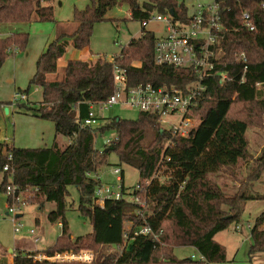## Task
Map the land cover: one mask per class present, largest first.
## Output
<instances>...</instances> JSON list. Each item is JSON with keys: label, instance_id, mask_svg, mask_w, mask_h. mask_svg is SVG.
Listing matches in <instances>:
<instances>
[{"label": "trees", "instance_id": "obj_1", "mask_svg": "<svg viewBox=\"0 0 264 264\" xmlns=\"http://www.w3.org/2000/svg\"><path fill=\"white\" fill-rule=\"evenodd\" d=\"M53 0H0V24L28 23L35 15L39 22L53 21ZM83 10H74L75 27L71 33L59 32L35 62L28 87L40 90L36 106L17 104L27 114L51 122L54 135L50 146L15 148L0 144V191L8 183L27 192L25 205L42 207L52 203L49 223L60 224L61 233L45 249L55 253L90 250L93 264H219L225 261L224 248L214 236L231 224L240 225L243 205L264 200V192L248 188L264 173V140L241 177L240 167L250 160L248 130H258L264 137L261 115L264 110V11L259 0H222L219 15L222 25L218 48L221 53L215 71L227 73L228 81L204 79L190 111L196 128L187 138L171 137L161 131L157 116L138 113L135 119L99 118L97 127L83 125L89 108L106 101L113 92L112 63L104 59L68 60L59 81H47L68 47L75 51L87 48L94 23L107 20L106 14L125 5L129 19L141 23L153 15H168L172 21L188 23V10L179 0H88ZM247 12L254 25L252 31L239 24ZM141 25V35L123 46L113 63L124 69L128 84H151L155 87L185 90L194 83L189 71L157 65L153 60L154 32ZM27 33L0 37V67L9 54L23 51ZM246 56V71L234 56ZM243 74L242 81L241 76ZM259 83L260 87H256ZM25 90L22 94H28ZM10 103H0V110ZM113 132L114 139L104 150L94 148L95 139ZM5 148V150H4ZM11 160H6V154ZM114 154L119 167L136 170L140 189L127 192L121 173L120 200L94 203L95 190L101 185L98 172ZM7 165L8 170L2 168ZM238 169V170H237ZM219 180L221 182H219ZM236 182V186L232 185ZM230 185V186H229ZM78 193L77 211L91 226L85 236L69 239L64 211L67 188ZM145 202V217L133 215L132 199ZM264 213L249 229L250 255L264 252ZM125 223L132 229L147 226L152 236L131 237L120 250ZM245 228V226H244ZM242 229V227H241ZM240 229V231H242ZM235 230V228H234ZM236 232H240L235 230ZM191 248L196 256L178 259L176 249ZM107 250H111L107 253ZM29 255H34L30 253ZM14 264H78L33 262L21 252Z\"/></svg>", "mask_w": 264, "mask_h": 264}, {"label": "rangeland", "instance_id": "obj_2", "mask_svg": "<svg viewBox=\"0 0 264 264\" xmlns=\"http://www.w3.org/2000/svg\"><path fill=\"white\" fill-rule=\"evenodd\" d=\"M179 1H183L188 13L191 12V5L196 2L195 0ZM199 1L203 2L205 0ZM88 4V0H53L51 4L53 8L52 22H39L36 20L35 15H32L33 21L28 23L0 24V37L16 32L28 34L26 48L23 51L9 54L0 67V103H10L6 106L7 114L4 110H0V144H13L12 146L15 148H42L46 145L50 146L52 141L49 140L54 129L53 124L42 120L45 125H49V129L46 126H44L45 128L38 127L35 121H41V119L27 114L24 109L18 107L17 104H26L33 107L40 101V90L38 88L30 87L27 89L28 82L34 74L35 62L42 54L45 46L53 41L59 32H68L70 28L72 29L75 25L72 19L74 10H83ZM106 19L107 20L94 23L88 45L90 54H87V56H79V59L88 61L90 59V61L93 62L97 59L110 61L119 54L120 49L127 45L130 40H136L141 35L140 23L129 19L127 8L123 4L108 11ZM145 29L154 32L156 36H159L161 31L160 25L155 23L147 24ZM76 53L78 52L68 47L61 61L63 62L66 57L76 56ZM63 70L64 67L58 65L56 72L47 75L46 80L50 82L61 80L63 77ZM26 89L28 90L27 101H13L16 94L22 93ZM137 114V111L130 110L123 105H114L107 110L98 111V116L101 119L116 117L132 120L135 119ZM195 122H197L196 118ZM163 127L165 130L168 129L166 125ZM246 137L251 158L246 164L237 167L240 169L242 173L241 177L243 178L246 174L244 168L251 164V160L257 155L259 146L262 145L264 140L263 134L255 129L248 130L246 132ZM113 138V132H106L104 135L98 136L97 139H95L94 148L99 151L104 150L105 145L113 140ZM107 161L108 164L103 166L98 172L101 184L114 187L117 182L116 176L112 171L119 169L123 172V187L127 192H131L138 182L136 170L125 166L119 167L117 165V158L114 154H109ZM219 182L221 181L219 180ZM232 185L236 186L237 184L235 182ZM248 189L252 193L264 192V173L259 180L254 182ZM67 192L64 218L67 223L69 235H71L72 238L85 236L91 232V226L77 211V190L70 186L67 188ZM26 197H29L28 193H26ZM52 209H54L52 203H45L39 210L37 205L27 204L21 206L18 214L20 215L19 221L24 225V229L15 236L12 233L8 218L5 219L7 225L0 220L2 221L0 222V246L4 250H6L7 247L13 250V244L17 242V240L18 242H29L31 238L28 234L29 230H33L35 236L38 237L39 241L35 244L38 248H47L51 246L61 233V227L57 223L51 224L46 220L48 212ZM262 213H264V200L247 201L243 205L240 216L239 224L242 225V231L236 232L234 230L235 225L231 224L226 230L214 236L215 242L220 244L225 250V261L219 264H264V252L254 255L248 253L250 245L249 230L244 228L247 224L252 227L254 221ZM128 226L129 225L125 223V228ZM106 252L110 253L111 250H107ZM30 253L41 254L43 252H24L25 255H29ZM175 255L178 259H185L191 258L192 256L195 257L196 253L191 248H178L175 250ZM4 262L3 264L8 263L7 257Z\"/></svg>", "mask_w": 264, "mask_h": 264}, {"label": "built area", "instance_id": "obj_3", "mask_svg": "<svg viewBox=\"0 0 264 264\" xmlns=\"http://www.w3.org/2000/svg\"><path fill=\"white\" fill-rule=\"evenodd\" d=\"M196 2L191 5V12L188 15V23H180V21H172L168 15H153L148 21L141 23L146 27L149 23L159 24L161 26L160 35L156 37L153 47V60L157 65L172 66L176 69L189 71L194 76V83L187 86L185 90L167 87H155L151 84H137L131 86L128 84L126 71L112 63V79L113 92L105 102L91 106L87 117L83 120V125L87 127H97L100 124L98 111L107 110L114 105H123L130 110L138 113H148L157 116V123L164 131V125L168 126L165 131L170 132L171 137L187 138L196 128L197 122L195 118L190 116V111L195 104L197 93L203 89L202 83L204 79L209 77L218 78L222 84L228 81L227 73L215 71L218 64V58L221 53L218 48L219 40L222 33L221 19L219 15V3L222 0H210L208 3ZM260 8L264 11V0H259ZM239 24L244 29L252 31L254 25L247 12L241 14ZM235 62L243 65V73L246 71L247 59L243 53L234 56ZM243 74L241 76V81ZM256 87H260L257 83ZM13 101H27L26 94H16ZM14 105V104H13ZM178 119V120H177ZM261 125L264 129V110L261 115ZM114 139V138H113ZM6 144V143H5ZM11 144H6L8 149ZM5 150V148H4ZM6 160H11V155L6 154ZM8 170L5 165L2 171ZM112 173L116 176L117 184L114 187L101 184L94 193V203L99 207H103L105 201L120 200L123 198L121 191V173L119 169H115ZM137 184L133 190H139ZM27 192H22L16 186L8 183L5 185L4 194L6 196V216L10 222L13 235H18L24 229L19 221L20 215L18 211L21 206L25 205ZM29 195V194H28ZM136 205L133 215L138 218L145 217L146 204L139 199L130 200ZM125 228L123 234V242L120 250H122L131 237L136 236H152L156 239L151 229L147 226H141L132 229L131 224ZM242 225H236L235 230L240 231ZM264 228V220L262 223ZM245 229L250 226L245 225ZM32 244L38 243V237L35 236L33 230H29ZM33 262L47 263H78L93 264L95 261L94 253L90 250H81L77 253L62 252L55 253L52 256H46L44 253L26 255ZM193 258V256L191 257Z\"/></svg>", "mask_w": 264, "mask_h": 264}, {"label": "crops", "instance_id": "obj_4", "mask_svg": "<svg viewBox=\"0 0 264 264\" xmlns=\"http://www.w3.org/2000/svg\"><path fill=\"white\" fill-rule=\"evenodd\" d=\"M200 2V1H199ZM204 3H208V2H210V0H205V1H203ZM202 2V3H203ZM190 13V12H189ZM189 13H188V15H189ZM129 15V14H128ZM74 27H75V25L72 27V29L70 28V30L68 31V32H66V33H71L72 31H73V29H74ZM161 27V26H160ZM159 35H160V33H159ZM50 43V42H49ZM48 43V44H49ZM47 44V45H48ZM47 45L45 46V48H44V50H43V52L45 51V49H46V47H47ZM75 51V50H74ZM42 52V53H43ZM75 52H78V53H76V56H69V57H66L65 59H64V61L62 62L61 61V59L58 61V63H57V66L58 65H61V66H63V67H65V65H66V63H67V61L68 60H81V59H79L78 57L79 56H87V54H90V51H89V49H88V47L87 48H85V49H83L82 51H75ZM73 57V58H72ZM89 61H90V59H89ZM61 62H62V64H61ZM91 62H93V61H91ZM4 108H6V106L5 107H2V110H4ZM7 114V113H6ZM99 117V116H98ZM36 122V124H37V126L38 127H40V128H45L44 126H46V127H48V129H49V125H45V123L41 120V121H35ZM46 122V121H45ZM51 126V125H50ZM52 128V127H51ZM54 128V127H53ZM53 135H54V129H53V132H52V135H51V137H50V140L49 141H52V139H53ZM11 145H13V144H11ZM44 147H48V145H46V146H44ZM19 148V147H18ZM21 148H25V147H21ZM27 148V147H26ZM37 148H39V147H37ZM6 196H5V194L3 193V192H1L0 191V220H2L3 221V223H5L6 225H7V222H5V219L7 218V216H6ZM39 209H41L40 207H38V210ZM2 221H0V222H2ZM9 221V220H8ZM10 223V222H9ZM59 226H60V224H58ZM249 225V224H248ZM250 226V225H249ZM1 230V229H0ZM241 232V231H240ZM69 237V239H73L72 238V236L71 235H69L68 236ZM16 243V244H15ZM14 244H13V250L12 249H10V247H7V249L6 250H4L1 246H0V264H3V263H5L4 261H5V259H6V257L8 258V263L7 264H14V257H15V253H16V251L17 252H21L22 254H24V252H26V251H34V252H43L45 249H47V248H38L36 245H33L32 244V241H31V239L29 240V242H24V241H19L18 242V240H17V242H15ZM1 245V244H0ZM50 247V246H49Z\"/></svg>", "mask_w": 264, "mask_h": 264}, {"label": "water", "instance_id": "obj_5", "mask_svg": "<svg viewBox=\"0 0 264 264\" xmlns=\"http://www.w3.org/2000/svg\"><path fill=\"white\" fill-rule=\"evenodd\" d=\"M4 112L7 113V108H4Z\"/></svg>", "mask_w": 264, "mask_h": 264}]
</instances>
